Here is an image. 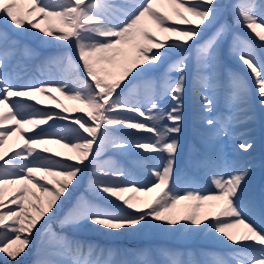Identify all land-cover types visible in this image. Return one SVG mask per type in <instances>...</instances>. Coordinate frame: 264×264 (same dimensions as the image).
<instances>
[{"label":"snow or ice","instance_id":"obj_1","mask_svg":"<svg viewBox=\"0 0 264 264\" xmlns=\"http://www.w3.org/2000/svg\"><path fill=\"white\" fill-rule=\"evenodd\" d=\"M156 3L157 0H30L26 15L39 14L33 20L25 19L17 0H0V19L17 37L32 34L42 45L66 50L44 57L36 68L39 75H32L27 62L38 58L39 53L0 30V254L14 264H19L17 257L34 245L36 237L41 239L33 264H157L150 259L148 249H105L51 230L49 221L71 197L88 168L94 177L89 190L104 203L82 196L59 221L61 229H76L87 222L111 236L147 230L184 238L204 234L220 244L238 246L227 254V259L213 254L210 264H264V218L248 195L251 166L229 159L224 153L227 140L234 141L243 153L254 148L252 141L242 139L246 133L239 129L254 119L253 87L256 102L264 109V0H235L231 5L234 24L247 29L259 42L258 52L255 44L232 34L230 51L250 71L251 84L236 73L223 71L221 49L232 31L226 22L219 23L229 7L224 0H168L175 20L158 12ZM146 20L168 35L156 37L145 26ZM42 23L47 26L42 27ZM177 24L188 27H176ZM214 26L215 31L204 39ZM120 45H129V49ZM73 48L79 63L71 54ZM117 56L121 58L119 64L115 63ZM104 60L122 69L119 78L97 67ZM190 61L197 119L206 129L202 143L215 153L190 162L208 171L214 191L207 193L185 187L195 181L175 170L185 121ZM51 66L61 70L60 78L42 79L44 70ZM156 72H160L158 77L150 75ZM109 77H113L111 81ZM125 80L127 83H123ZM133 81L141 83L133 85ZM126 90L127 96L123 95ZM221 91L223 112L218 111ZM52 92L83 105L73 111L85 112L88 119L75 116L71 124L78 128L66 127L54 133L41 128L35 135L25 137V132L48 125L49 121L70 119L62 114L68 109ZM37 96L55 101L60 111L40 110L36 107L41 105ZM19 98L34 104L22 103ZM165 99L170 100L167 108L161 106ZM121 110L143 119L127 117ZM126 129L151 135L130 140L126 136L132 133ZM69 132L74 136L66 135ZM17 133L23 144L19 150L6 153L4 144ZM49 143L60 144L73 154L43 147ZM105 149L120 155L142 150L136 154L152 179L140 183L115 161L102 162ZM143 153L154 155L145 157ZM61 155L73 163L55 158ZM46 177L59 179L48 181ZM33 188L41 195L37 196ZM155 189L162 193L146 208L134 203L133 196L124 195ZM208 201L214 202L212 207L219 211L201 214L200 209ZM182 202L195 203L190 211L177 210ZM157 252L163 258L161 264H185L180 259L183 253L164 248ZM129 255L134 259H127Z\"/></svg>","mask_w":264,"mask_h":264},{"label":"rangeland","instance_id":"obj_2","mask_svg":"<svg viewBox=\"0 0 264 264\" xmlns=\"http://www.w3.org/2000/svg\"><path fill=\"white\" fill-rule=\"evenodd\" d=\"M17 2L20 6V10L25 14V19L35 20L38 17L39 14H34L32 17H28L26 15L28 8L31 6L30 0H27V2L25 1V4L20 3L18 0H17ZM117 2H122V0H117ZM154 7L157 9L158 12L163 13L166 16H170L173 20L177 19V17H175V15L173 13V6L168 3V0H157V3L154 5ZM185 15H187V13H185ZM189 19H192V17H189ZM0 22H1V26L6 27L8 31H10L11 33H14L12 31V28L7 26L2 19H0ZM169 23H171V21H169ZM230 23L232 24V27L239 30L238 33L247 35L249 37L248 39L253 44H255L257 46V49L259 52V47H258L259 42L255 40V38L252 36V34L247 29H245L243 27L236 26L234 24V12H233L232 17L230 18ZM41 26L46 27L47 25L42 23ZM145 26L150 31H152L156 37H159L160 39H163L166 35H168L166 33H161L159 31V29L156 28L155 24H153L152 21H150V20H146ZM175 26L176 27H188L187 25H183V24H177ZM214 31H215V28H214ZM211 34L212 33H210L209 36ZM14 35H15V33H14ZM239 36L244 38L241 35H239ZM20 38L26 40V42H28V43H31L28 35L21 36ZM40 45L43 46L41 43H40ZM51 51L52 52H49L47 54H45L41 50L37 51L40 53L39 57L36 60H31V61L27 62L28 63V70H29L30 74L39 75V73L36 71V68H37V65H40L41 60L44 57L56 56V55H59L66 50L65 49L51 48ZM73 55H74L73 58L76 59L77 63H79L78 57L76 56L75 48H73ZM232 55H233L231 57L232 61H234L238 65L242 66L243 65L242 62L239 61V59L236 57V55H234V54H232ZM229 57L230 56L228 55V53L221 51L222 64H224L225 60ZM97 67L101 68V69H105L108 72H112V73L114 72V65H113V63L109 62L108 60L102 61L100 64L97 65ZM162 71H163V69L160 70V72H162ZM192 71H193V65H192V62L190 61L189 62V73H188L189 82L192 79ZM44 72H45L44 77H46V78L41 77L42 79H47L49 77L58 79L61 76V70L55 66H51L49 68H46L44 70ZM160 72L152 73L150 75L158 77L160 75ZM242 73L245 75V78L247 79L249 84H251L252 83V77L250 75V71L247 69V67L245 65L242 68ZM80 75L84 76V73L82 70L80 72ZM101 75H103V73H101ZM173 75H175V74H173ZM112 78L113 77H109L108 79L111 81ZM85 79H87V78L85 77ZM129 79H130V77H129ZM123 83H127V80H125ZM139 83H141V81H133V85L139 84ZM131 87H132V85H131ZM117 92H119V89H117ZM254 92H255V89L253 87V97H252V104H251L252 112H251V114L254 116V119L252 121H250L249 123L243 125L245 127H253L254 129H252V131H253L252 134H256V127H257L258 121H259L258 118L261 115V112L256 113L253 110L254 105L259 106V104L256 102ZM123 95L127 96L128 90H126ZM37 99L41 100V105H37L36 107L40 108V110H42V111H47V110L59 111L60 110L59 105H57L55 103V101L50 100L45 96H37ZM59 101L62 102L63 103L62 105L68 109V112L62 113L63 115L68 116L70 119L72 117H75V116H83L85 118V116H86L85 112L73 111L75 108H82L83 105H80L77 102L72 101V100H68V99L65 100V102H63L64 96H62L61 94H59ZM28 102L34 104V101H28ZM169 104H170V100H168V99L161 101V106L164 108H167ZM193 106H194L193 110L196 111V105H195L194 99H193ZM187 112H189V110H187ZM121 114H123L127 117H130L132 119H135V120H142L143 119L142 117H140L134 113L124 112L123 110H121ZM262 115H263L262 120L264 121V113H262ZM193 117H194V120H198L197 115H193ZM85 119H88V118H85ZM69 120H67L66 123L62 127H58V129H56V132L57 131L59 132L66 127H73V128L79 127L78 125L77 126L71 125L69 123L70 122ZM63 123H64V121H49L48 125L39 126L37 128V131L33 130L31 132H28L26 134V136L33 135L35 132L40 131L41 128L45 129L46 131H48L50 133H53L54 128L62 125ZM89 123H91V121H89ZM145 123H148V121H145ZM164 123L166 124L167 121L165 120ZM50 125H55V127H49ZM190 128H191V126H189V129ZM125 132H131L132 133V135L126 136V138L130 139V140H133L136 138H141V137H147V136L151 135L150 133L136 132L135 130H130V129H126ZM241 132H245V131H241ZM203 133H204V131H200V132L198 131V139L199 140L196 143L192 142V139L190 138V136H188L186 134V132L184 134L180 135V152H179V155L177 157L175 170H176V173L178 175H181L182 177L190 178V180H192V181H195V180L203 181L204 179L208 178L209 175H208L207 170H205L204 168H196L190 162L202 160L206 156H212L215 154L214 151L207 149L204 146V144L202 143V137H200V136ZM66 135H68L69 137L74 136V134L70 133V132L66 133ZM253 137H258V136H253ZM22 144H23V140L21 139V141L18 143V148H20V146ZM55 145L56 144L49 143L47 145H44L43 147H47V148L53 150ZM227 146L228 145H226V147ZM186 148L188 150H191V152L187 151L184 154V150ZM225 148H224V153L226 154ZM5 149L7 151V150H9V147L6 145ZM137 151H142V150H132L128 154L120 155V154H115V152L110 150V149H105L101 155L102 158H100V159L102 162L115 161V163L117 165L126 169L130 173V175L133 179H135L136 181H138L140 183H148L152 179V177L149 175V172L142 166L141 157L136 154ZM12 152L13 151H11L10 153H12ZM71 154H73V153H69L67 150V155H71ZM47 155H49V154L47 153ZM150 155H154V154L143 153V156H145V157L150 156ZM242 155L243 154H240V156H236L234 154H231V157L229 159H234L235 157H237V159L248 163L247 160H249L250 157L243 159ZM55 158L58 159L57 157H55ZM125 158H128V162H129L128 164L125 163V161H124ZM61 162L62 163H73V162H69V161L66 162L65 160H62ZM248 164L251 166V171L257 169L258 163L256 164L255 162H253V163H248ZM252 175L253 174L251 173L250 176H252ZM93 178L94 177L92 176L91 169L90 168L85 169L82 177L80 178V183L75 188V190L72 191L71 197L65 201V203L62 206V208L60 209V211L57 212L56 215L49 221V226H50L51 230L56 232V233H62L64 235H67L71 239L80 240V241H83L85 243H91L94 245L97 244L100 247L105 248V249H107V248L117 249L118 246L120 245V246H122L121 250H124V249L138 250L137 249L138 247H144V249L150 250L151 247L148 246L149 243L141 242V241H133L132 239H127L128 237L139 236L140 233H131V234L124 235V236H111V235L106 234L104 231L96 230L95 226H93L87 222L82 223L76 229H73V228L61 229L59 221L64 217V215L66 213L69 212V210L73 207V205L76 203V201L79 198H81L82 196L87 197L89 200H92L93 202L98 203V204L104 203L103 201L95 199V197L92 195V193L89 190V183H90V180ZM95 178L99 179L100 177H95ZM54 179H59V177H56V178L51 177V178L46 179V180L52 181ZM184 186L185 187H196L199 189V187L195 183L194 184H186ZM49 187H51V184L49 185ZM29 188H32V186L29 185ZM32 190L36 192L37 196L41 195V193L39 192L38 189L33 188ZM161 193H162L161 189H155L153 192H150V193L128 192V193H125L124 195L126 197L127 196H133L135 198L133 201L134 203H137L138 206L141 208H146L149 204H152L155 201V199L161 195ZM248 195L250 197V195H251L250 191H248ZM194 203L195 202H182L181 205H178L177 210L190 211L191 205ZM213 203L214 202H212V205H213ZM186 205H187V207H186ZM202 209L205 210V212L211 213V214H215L216 212L219 211V209H217V208H214V207L210 208L207 203H205L200 210H202ZM125 210L131 211V210H127V209H125ZM49 215H51V214H49ZM45 219L47 220L48 217H45ZM41 223H43V221H41ZM46 227H48V226H46ZM40 239H41L40 237H36V242L34 243V245L30 249H26L25 253H22L21 256L17 257L19 264H33V260L36 258V247L39 244ZM179 239L181 240V244H179V245H173V244L169 245V244H167V242H165L163 240L165 244H160L157 247H158V249L164 248V249H169L172 251L183 253V255L180 257V259L185 261V264H187L188 261H194L195 262L194 259H195V256L197 255V253H199L203 257L205 264H210V262L214 258L213 254H215V257H218L221 259H227L228 258L227 254L230 253L231 251H233V249L237 247V246L229 247L227 244H220L216 240H214L211 237L206 236L204 234L194 235V236H191L188 238H184L183 236L179 235ZM154 240L160 241L162 239H153L151 241H154ZM129 245H132V246L129 247ZM155 250H157V249H155ZM153 251L152 252L150 251V253H151L150 259H152V260H153V255H152ZM201 251H204L206 253L203 254ZM31 254H33L32 255L33 258H31V256H30ZM121 258H123V257H119V256L117 257V259H121ZM127 259L131 260V259H134V257L129 255L127 257ZM0 261L5 262L4 264H14V262H11L9 260V258H7L4 254H0Z\"/></svg>","mask_w":264,"mask_h":264},{"label":"bare ground","instance_id":"obj_3","mask_svg":"<svg viewBox=\"0 0 264 264\" xmlns=\"http://www.w3.org/2000/svg\"><path fill=\"white\" fill-rule=\"evenodd\" d=\"M118 47H120V48H122V49H125V50L129 49V45H120V46H118ZM109 54H111V53H109ZM120 59H121V58H120L119 56H117V57H116V60H115V63H116V64H119ZM121 71H122L121 68L116 67V73H117L118 76H119V73H120ZM12 137H13V138H12L13 141H16V143H19L20 140H21V137H20L19 134H18V135H14V136H12ZM54 151L66 155L67 149L61 147L60 144H56V145H55V149H54ZM60 157H63V155H61ZM48 178H50V177H46V179H48ZM200 213L203 214L204 211L201 210ZM240 230L243 231V229H240Z\"/></svg>","mask_w":264,"mask_h":264}]
</instances>
